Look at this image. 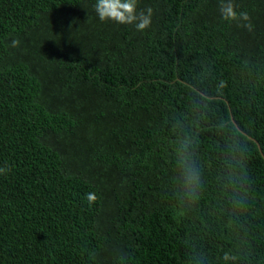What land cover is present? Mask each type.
<instances>
[{"label":"trees","instance_id":"16d2710c","mask_svg":"<svg viewBox=\"0 0 264 264\" xmlns=\"http://www.w3.org/2000/svg\"><path fill=\"white\" fill-rule=\"evenodd\" d=\"M96 2L0 0V264H264V0Z\"/></svg>","mask_w":264,"mask_h":264},{"label":"clouds","instance_id":"9594fccd","mask_svg":"<svg viewBox=\"0 0 264 264\" xmlns=\"http://www.w3.org/2000/svg\"><path fill=\"white\" fill-rule=\"evenodd\" d=\"M95 12L101 21L111 20L118 24L134 25L137 31H143L152 23L153 9L148 7L144 10H137V0H97ZM220 14L225 21H248L250 18L245 12H237L236 5L232 0H221ZM250 27V24L243 25ZM19 40L12 41V47L19 46ZM95 193L87 195L89 205L95 203ZM231 259L228 253L224 254V260Z\"/></svg>","mask_w":264,"mask_h":264}]
</instances>
